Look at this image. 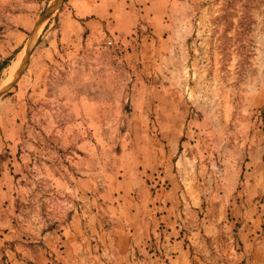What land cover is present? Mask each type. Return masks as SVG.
<instances>
[{"label":"rangeland","instance_id":"374dc122","mask_svg":"<svg viewBox=\"0 0 264 264\" xmlns=\"http://www.w3.org/2000/svg\"><path fill=\"white\" fill-rule=\"evenodd\" d=\"M82 1L0 0V264H264V0Z\"/></svg>","mask_w":264,"mask_h":264},{"label":"crops","instance_id":"0c3cea01","mask_svg":"<svg viewBox=\"0 0 264 264\" xmlns=\"http://www.w3.org/2000/svg\"><path fill=\"white\" fill-rule=\"evenodd\" d=\"M117 5L118 6L109 9V7L103 6L102 4H93L91 0H83L82 2L78 3V5L75 6L76 8L73 10L78 15L79 20L87 17L92 18L90 21L84 23L90 30V34L92 36L96 34V31L94 32V30H91V28L94 25L96 26V24L97 26H100L102 29H104V26L109 24L113 25L114 23L116 30L121 33L122 36L132 33L133 29H135L136 26L140 25L141 23H145L150 26H153L154 24H160V13L163 11L153 9L154 7L151 4L147 5V3H142V6H138L137 9L135 6H130L129 10H127L128 6H122L118 3ZM119 10H122L120 16H118ZM123 13L127 17V20L124 22L127 23L126 27H122L119 24V19L123 16ZM165 14L166 13L163 14V18ZM152 33L154 32L152 31Z\"/></svg>","mask_w":264,"mask_h":264}]
</instances>
